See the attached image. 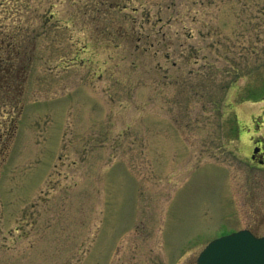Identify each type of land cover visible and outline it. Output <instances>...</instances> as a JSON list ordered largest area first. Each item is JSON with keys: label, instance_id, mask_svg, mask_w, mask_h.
<instances>
[{"label": "rangeland", "instance_id": "rangeland-1", "mask_svg": "<svg viewBox=\"0 0 264 264\" xmlns=\"http://www.w3.org/2000/svg\"><path fill=\"white\" fill-rule=\"evenodd\" d=\"M16 51L0 264H196L264 236V0H0Z\"/></svg>", "mask_w": 264, "mask_h": 264}, {"label": "water", "instance_id": "water-1", "mask_svg": "<svg viewBox=\"0 0 264 264\" xmlns=\"http://www.w3.org/2000/svg\"><path fill=\"white\" fill-rule=\"evenodd\" d=\"M196 264H264V236L249 229L224 234L204 247Z\"/></svg>", "mask_w": 264, "mask_h": 264}, {"label": "trees", "instance_id": "trees-1", "mask_svg": "<svg viewBox=\"0 0 264 264\" xmlns=\"http://www.w3.org/2000/svg\"><path fill=\"white\" fill-rule=\"evenodd\" d=\"M8 54L6 57H0V93L7 101L20 105L21 95L23 94L22 84L26 80L28 66L20 59V51H16V55ZM21 110V109H20ZM17 124L12 120L9 137L15 133ZM9 142V141H8ZM0 149V160L3 158L7 149V143Z\"/></svg>", "mask_w": 264, "mask_h": 264}, {"label": "flooded vegetation", "instance_id": "flooded-vegetation-1", "mask_svg": "<svg viewBox=\"0 0 264 264\" xmlns=\"http://www.w3.org/2000/svg\"><path fill=\"white\" fill-rule=\"evenodd\" d=\"M251 159L256 160L259 165L264 166V139L257 140L253 146V150L251 153ZM254 235L258 236L254 232Z\"/></svg>", "mask_w": 264, "mask_h": 264}]
</instances>
